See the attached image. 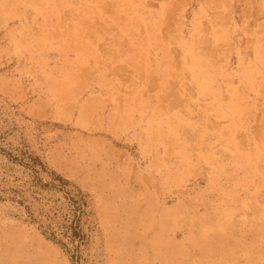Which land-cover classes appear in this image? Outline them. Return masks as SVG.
<instances>
[{
	"label": "rangeland",
	"instance_id": "obj_1",
	"mask_svg": "<svg viewBox=\"0 0 264 264\" xmlns=\"http://www.w3.org/2000/svg\"><path fill=\"white\" fill-rule=\"evenodd\" d=\"M0 264H264V0H0Z\"/></svg>",
	"mask_w": 264,
	"mask_h": 264
},
{
	"label": "trees",
	"instance_id": "obj_2",
	"mask_svg": "<svg viewBox=\"0 0 264 264\" xmlns=\"http://www.w3.org/2000/svg\"><path fill=\"white\" fill-rule=\"evenodd\" d=\"M81 212V209L77 202H75V206L73 209V216L71 218V221L66 219V230L67 232L71 233L72 239L75 241L78 239V241L83 240V235L80 230V217L78 216L79 213ZM68 220V221H67Z\"/></svg>",
	"mask_w": 264,
	"mask_h": 264
}]
</instances>
